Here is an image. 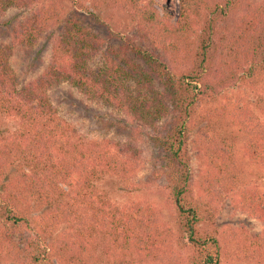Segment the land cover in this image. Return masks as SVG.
Instances as JSON below:
<instances>
[{
	"label": "trees",
	"instance_id": "trees-1",
	"mask_svg": "<svg viewBox=\"0 0 264 264\" xmlns=\"http://www.w3.org/2000/svg\"><path fill=\"white\" fill-rule=\"evenodd\" d=\"M214 1L221 7L179 0L173 22L159 17L153 0H110L126 10L135 30L102 50L99 38L64 18L58 0H0V17L26 12L11 24V44L0 47V117L17 123L0 138V263L100 264V248L105 264H148L169 253V233L152 206L114 205L96 186L137 168L141 152L133 142L144 131L159 166L155 182H164L175 212V238L188 251L181 264L222 263L219 240L203 228L210 218L195 197L188 148L193 130L201 178L222 189L214 194L221 202L231 201L264 227V193L249 186L242 165L264 167V122L244 105L218 102L220 89L238 80L264 82V5L249 6L232 27H218L241 0ZM54 28L44 73L20 84L9 64L12 48L33 46ZM135 39L150 40L164 56ZM97 54L101 63L93 69ZM58 84L124 114L134 125L127 139H80L50 100L48 91ZM223 123L232 128H224L226 134ZM61 224L67 229L57 233ZM234 241L248 259L264 262V233L248 246L246 237Z\"/></svg>",
	"mask_w": 264,
	"mask_h": 264
},
{
	"label": "rangeland",
	"instance_id": "rangeland-1",
	"mask_svg": "<svg viewBox=\"0 0 264 264\" xmlns=\"http://www.w3.org/2000/svg\"><path fill=\"white\" fill-rule=\"evenodd\" d=\"M110 0H58L62 8L64 18L73 17L77 23L92 33V36L99 38L102 43V50L111 45L118 46V36L133 37L134 24L129 18L126 10L115 7ZM179 0H153V8L162 18L164 15L174 18L177 16ZM221 7L217 1L210 0V8ZM264 5V0H241L239 6L231 12L228 19L219 23L218 27L226 23L232 27L237 22L240 14L247 11L248 7ZM26 14L22 10H11L3 17H0V47L11 44V28L17 19H21ZM12 24V25H11ZM57 28L43 34V36L33 46H15L9 59V64L15 72L20 84L32 82L44 73L50 60V48L54 38L57 36ZM135 45L144 50L153 52L154 55L164 56L161 47L152 44L150 40H133ZM218 53V52H217ZM216 53V54H217ZM100 55L97 54L90 61L93 69L100 66ZM219 55V54H218ZM217 58V56H216ZM219 65L218 60H215ZM212 72L209 78L214 79ZM242 74L240 75L241 78ZM264 82L253 85L252 81L238 80L229 87L220 89L218 102H231L232 104L244 105L253 114L260 117L264 122ZM48 95L57 110L59 117L70 124L76 131V135L84 140L90 141L102 138H113L118 141L127 139V127H133L130 120H126L124 114L107 109L100 104L90 102L76 89L67 84L52 86ZM202 103L201 105H203ZM17 123L5 117H0V138L13 130ZM124 124H126L124 126ZM164 126L159 123V129ZM221 134L224 128L232 129L226 123L220 124ZM140 139L135 138L133 147L141 152L137 168L127 176H107L96 183V186L106 195V197L117 206L129 205L132 203H142L152 206L158 218L159 226L166 230L169 237L166 239L168 252L160 255L154 263L148 264H181L184 262L188 251L183 242H178L175 238L177 224L173 206L163 193V183L155 182L153 173L158 170L155 152L147 140L146 131ZM154 135V133H152ZM156 134V133H155ZM197 136L193 130L189 140V155L191 157V173L194 177V192L197 201L202 204L203 213L209 216L203 228L208 232L211 230L219 240L222 251L221 264H259L255 259H248L247 253H242L235 245L234 239L246 237L249 243L254 244L255 234L264 233V227L255 218L248 217L233 207L232 202L225 200L221 202L214 194L221 192L219 186L211 187L209 181L201 178L200 171L202 164L197 157ZM238 145V144H237ZM245 167V180L249 186L258 188L264 193V167L258 168L248 166L246 161H242ZM161 186V187H160ZM164 186V185H163ZM231 203V204H230ZM67 226L61 224L57 228V233L65 231ZM172 251V252H170ZM97 258L100 264H105V258L99 248ZM0 264H12L4 261ZM147 264V263H146ZM261 264H264L261 263Z\"/></svg>",
	"mask_w": 264,
	"mask_h": 264
}]
</instances>
